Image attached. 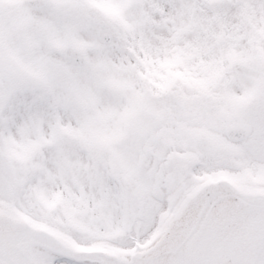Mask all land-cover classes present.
I'll return each instance as SVG.
<instances>
[{"label": "snow or ice", "instance_id": "obj_1", "mask_svg": "<svg viewBox=\"0 0 264 264\" xmlns=\"http://www.w3.org/2000/svg\"><path fill=\"white\" fill-rule=\"evenodd\" d=\"M0 264H264V0H0Z\"/></svg>", "mask_w": 264, "mask_h": 264}]
</instances>
